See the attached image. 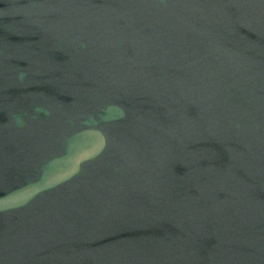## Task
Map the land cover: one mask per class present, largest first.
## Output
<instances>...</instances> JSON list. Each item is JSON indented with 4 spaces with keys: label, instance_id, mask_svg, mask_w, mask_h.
Masks as SVG:
<instances>
[{
    "label": "water",
    "instance_id": "water-1",
    "mask_svg": "<svg viewBox=\"0 0 264 264\" xmlns=\"http://www.w3.org/2000/svg\"><path fill=\"white\" fill-rule=\"evenodd\" d=\"M0 264H264V0H0Z\"/></svg>",
    "mask_w": 264,
    "mask_h": 264
}]
</instances>
